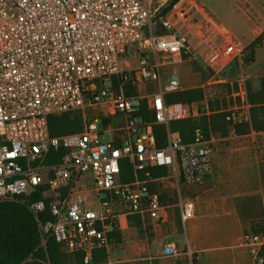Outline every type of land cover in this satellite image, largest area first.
<instances>
[{"label":"built area","instance_id":"1","mask_svg":"<svg viewBox=\"0 0 264 264\" xmlns=\"http://www.w3.org/2000/svg\"><path fill=\"white\" fill-rule=\"evenodd\" d=\"M166 1L0 0V202H27L38 248L53 239L65 253H79L82 264H91L94 251L108 252L115 244L121 216H137L142 230L164 222L165 206L148 190L157 180L147 179L150 167L171 170L158 179L173 180L181 224L193 217L194 204L181 198L180 186L200 185L212 174V140L197 126L185 142L170 124L210 111L196 103H167L165 94L181 86L174 78L162 85L160 68L194 57L195 15L218 33L222 47L214 63L220 70L237 65L242 71L246 46L215 27L196 0H179L158 14L156 5ZM259 45L264 47L263 38ZM127 58L134 60L132 67ZM148 84L154 90L126 94L128 87ZM230 85L234 103L219 112L229 126L247 123L251 106L244 74ZM142 100L150 122L138 114ZM66 113L78 116L80 130L51 136L48 118ZM154 125L164 127L162 148ZM104 133L109 141L101 139ZM56 158V164L48 163ZM124 159L134 176L126 183L120 180ZM44 211L49 219L42 221ZM240 245L249 254L247 264H264V216ZM180 255V264H194V254L174 243L161 245L156 256ZM23 264L48 263L29 255Z\"/></svg>","mask_w":264,"mask_h":264},{"label":"rangeland","instance_id":"2","mask_svg":"<svg viewBox=\"0 0 264 264\" xmlns=\"http://www.w3.org/2000/svg\"><path fill=\"white\" fill-rule=\"evenodd\" d=\"M196 1L204 10V15L214 21L215 27L229 33L233 39L241 44L246 45L257 31H261L260 34H263L262 38L264 39V0ZM164 6L156 5L158 14ZM189 13H194V10ZM198 18H200L198 15L192 17L193 22H198L195 27H191L190 44L194 48V57L191 60L162 66L160 68V80L164 85L174 78L181 87L201 88L204 92V99H212L214 102H211V105H217L218 102L222 101L221 98L229 92L230 84L238 78L241 72L245 71V68L243 67L241 71L237 65H231L220 70L221 65L214 63V59L217 51L221 50V40L218 33L212 31L206 24L205 19L199 21ZM259 43L256 45L257 59L259 52L264 50V47H261ZM126 61L131 67L134 65V60L127 58ZM219 79L225 82H219ZM211 80L217 82L212 84ZM148 89L150 91L153 87H148ZM71 115L72 117L77 116L76 114ZM229 137L233 138V141L236 142L235 145L243 148L246 153L262 149V141L264 140V136H255L254 139L248 136L235 139L234 135L231 134ZM101 139L109 141L110 134H102ZM210 162L215 171L213 177V183L216 186L215 197L217 199L223 198L225 201L219 203L214 210L203 204L201 216L193 220L189 219L182 224L180 235L176 228V210L173 208L171 212H168L170 220L167 219L168 221L161 224L156 231L148 228L146 235L151 234L152 237L170 235V240L182 241L185 244L189 242L191 248L201 250L199 252L201 259L195 264H208L209 260L217 264H246V260L240 255L243 249L229 247L238 245V239L241 235L240 227L233 217L229 196L237 191H242L243 185L245 191L254 189L257 175L255 158L253 155H244L241 150H234L231 145L230 152L217 151V147H214L211 151ZM167 174L169 176L171 172ZM158 183L166 190L175 193L174 183L170 178L161 179ZM132 217L134 216H131V219ZM261 225L262 221L253 223L249 229L242 232V235L250 233L253 227L257 229ZM130 234L133 232L131 231ZM128 242H115L107 252L106 263L134 264L133 262L123 263V260L132 259L135 256L133 243Z\"/></svg>","mask_w":264,"mask_h":264},{"label":"trees","instance_id":"3","mask_svg":"<svg viewBox=\"0 0 264 264\" xmlns=\"http://www.w3.org/2000/svg\"><path fill=\"white\" fill-rule=\"evenodd\" d=\"M179 0H169L167 5L162 8L160 14H166L171 10ZM263 34H259L254 40L246 45L243 57V67L254 62L256 45L262 39ZM154 87L152 84L140 85L136 88L128 87L125 91L128 95H140L148 91V87ZM248 88V87H247ZM257 98H252L248 93V102L250 107V121L243 124L229 126L225 121L223 114L202 115L197 119H187L177 121L170 124L173 131H178L185 142L191 140L193 129L197 126L201 127L205 132L211 131L221 137H226L232 132L235 135L249 134L251 131L264 132V79L261 80L260 90L255 92ZM204 94L201 88H191L182 91L165 94L164 100L167 103L182 102L186 104L200 103L203 100ZM141 111L138 114L146 122L152 120L150 110L146 109L145 100L141 101ZM80 130V120L78 116L72 117L66 113L59 117L48 118V131L51 136H57L67 133H73ZM153 131L156 139V145L159 148L165 146V130L162 125H154ZM51 154H54L53 152ZM62 154V151L56 153ZM58 158L48 163H57ZM120 180L123 183L131 182L134 179L132 168L127 160H121L120 164ZM147 179H156L165 176L168 169L165 167H150L147 168ZM140 178H144L141 173ZM149 192L159 194L162 205H173L176 201V196L173 192L166 190L158 182L148 183ZM34 200V198L30 199ZM42 221L49 219L48 214L44 211L39 215ZM127 235L129 239H133L137 234H144L148 231L149 224L146 225V230L141 229V222L137 216L128 217ZM177 231H182V224L177 215ZM131 231L133 234H130ZM255 227L251 232H256ZM115 242H120L123 239L121 231L113 233ZM39 235L37 223L33 214L28 208L27 202L19 200L0 202V264H23L24 260L32 255L34 258L45 260L48 264H82V255L79 253L67 254L62 249V246L56 243L53 239H48L45 248H38ZM107 252L104 249L94 251L91 264H107Z\"/></svg>","mask_w":264,"mask_h":264},{"label":"crops","instance_id":"4","mask_svg":"<svg viewBox=\"0 0 264 264\" xmlns=\"http://www.w3.org/2000/svg\"><path fill=\"white\" fill-rule=\"evenodd\" d=\"M200 8L202 9V7ZM260 33L261 31H257L256 34L252 37V39L246 45H248L252 40H254ZM256 51H255L254 62L247 66H244L245 71H243V74L246 78V86L248 84V88H247L248 93H250L251 97L254 99L258 97V95H255V92L260 90L261 80L264 79V50L262 52H259L258 59L256 58ZM220 81L223 82L224 80L219 79V82ZM160 83H161V80H160ZM185 89H191V87H181L180 91L185 90ZM233 90L234 88L230 87L229 92L225 94L223 98H221L222 101L218 102L217 105H211V102H214V101L212 99L205 100L203 97V100L200 103H196V104H198L200 108L205 107L209 109L210 112L209 114L201 113L198 116L193 117L192 119H197L202 115L208 116L210 114H222L221 112H219V110L229 107L234 103L233 99L230 97ZM118 122L120 121H117V122L113 121L112 124L115 125ZM205 134L208 137H210V139L212 140L211 151L214 147H217V151L223 150L226 152H230V148L232 145L234 150H241L244 153V155L246 156L253 155L255 158V162L257 165V175H256L254 189L252 191H245L243 190V188H245L243 185L241 187L242 191H237L234 194H231L229 196V202L232 208L233 217L237 225L240 227V234H241L238 239V245H232L229 247L243 249L240 255L242 256L243 259L246 260V264H247L250 259L249 254L247 250L240 245L241 237L244 235V234L242 235V232L245 229H249V227L253 223L255 222L258 223L259 221H262L263 216H264V140L262 141V149L256 152L254 151L252 153H246L243 150V148L235 145L236 142L233 141L234 140L233 138L229 137L231 134H233L232 132L228 133L226 137H221L218 134L212 133L211 131L205 132ZM233 135L235 139L241 138V137H247V136L254 139L255 136H264V132L251 131L249 134H245V135H235V134ZM170 172L171 170L168 169V173ZM165 176H168V174ZM214 176H215V171L212 167V174L207 176L204 179L202 184L192 185V186H184V185L180 186L181 198L183 200L189 199L194 204V215L191 218V220L197 218L198 216L199 217L201 216L203 212V207H202L203 204H206L207 208L214 210L215 208L218 207L219 203H223V201H225V199L223 198L217 199L215 197L214 193L216 190V186L213 183ZM158 181L160 180L157 178V180L152 181V182H158ZM174 194L176 196V201L173 205H168V206L165 205L164 222H162L161 224L170 220V216L168 212H171L173 208H175L176 214L178 215V218H179V212H178V208L176 205L177 200H178L176 191ZM125 217L126 216H121V230L120 231L123 236V239L120 242L122 241H127V242L129 241L128 243L132 242L134 251H135L134 252L135 256L132 259L123 260V263L133 262L134 264H180L184 259L182 255L178 257H171V258H160L156 256L161 245L168 244V243H174L176 244L178 249H181L186 252L189 251L192 254H194L195 256L194 264L201 259V256L199 255V252L201 251L200 249L191 248V245L189 242L185 244L182 241L180 242L176 240L174 241L170 240V235H164L161 237H152L151 234L147 236L145 233L144 234L142 233V234H137L135 237H133V239H129L127 235L129 220H128V217L126 218ZM161 224H157V225L151 224L149 225V227L151 230L156 231L157 229H159V226ZM181 233L182 231L178 234L180 235ZM208 264H217V263L209 260Z\"/></svg>","mask_w":264,"mask_h":264}]
</instances>
